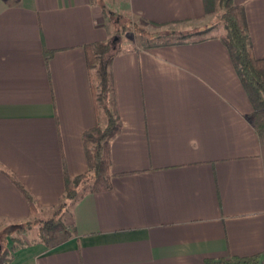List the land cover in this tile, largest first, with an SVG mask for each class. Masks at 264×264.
<instances>
[{
    "label": "crops",
    "instance_id": "crops-1",
    "mask_svg": "<svg viewBox=\"0 0 264 264\" xmlns=\"http://www.w3.org/2000/svg\"><path fill=\"white\" fill-rule=\"evenodd\" d=\"M234 2L245 9L254 55L264 58V0ZM113 3L142 25L203 26L207 35L120 45L111 62L121 122L110 142L111 188L72 204L62 218L68 236L27 242L9 264H206L261 255L264 137L219 39L223 24L213 23L203 0ZM113 25L91 0H0V230L51 214L64 200L65 173L86 172L82 136L98 114L84 45L116 48ZM99 119L103 127L105 115ZM5 172L28 189L36 214Z\"/></svg>",
    "mask_w": 264,
    "mask_h": 264
},
{
    "label": "trees",
    "instance_id": "trees-1",
    "mask_svg": "<svg viewBox=\"0 0 264 264\" xmlns=\"http://www.w3.org/2000/svg\"><path fill=\"white\" fill-rule=\"evenodd\" d=\"M91 1L94 2L95 0ZM203 3L205 13L216 14L218 20L223 23L225 32L219 36V39L226 47L234 70L252 105L253 112L250 115V123L264 137V58H257L253 53L245 9L242 5L236 4L234 0H203ZM151 24L163 26L167 23L151 22ZM136 30L145 34L140 27ZM178 41L183 42L179 37L176 38L173 33L168 32L161 37L158 35L147 38L142 42V47L169 45ZM119 50L120 48L113 49L109 42L97 41L84 45L86 65L90 72L93 103L98 114L95 125L85 131L82 136L87 170L84 174L73 179H70L65 173L64 200L53 211L51 217L40 221V232L63 230L65 236H68L69 233L66 232L62 218L72 204L88 193L111 188L110 142L121 129V122L114 111L111 62ZM101 113L106 118L103 127L100 125L99 119ZM5 173L26 198L30 214H36L38 204L28 189L14 175ZM29 223L30 220L26 221V224L29 225ZM10 240L12 242L10 249L6 247V249L0 250V264H9L12 260L13 251L26 244L18 235L11 237ZM261 258H264V251L261 255L249 257L228 256L206 259L205 263L258 264Z\"/></svg>",
    "mask_w": 264,
    "mask_h": 264
},
{
    "label": "rangeland",
    "instance_id": "rangeland-1",
    "mask_svg": "<svg viewBox=\"0 0 264 264\" xmlns=\"http://www.w3.org/2000/svg\"><path fill=\"white\" fill-rule=\"evenodd\" d=\"M95 3L99 4L100 6H103L105 9V14L107 21L111 24H114V35L113 38L118 37L117 41L114 42L115 47L117 44H119L116 48H119L120 45L123 43V46L125 47H137L142 46V42L145 41L147 38H151L154 36H158V34L164 35L165 33L170 32V29H176L175 35L176 38L179 37L180 40L183 41H195L198 40L204 36L207 35L206 30L203 28V26H191V25H176L170 27H150L142 25L139 22H136L134 19L133 21L131 18H127L126 16H122L121 14H118L117 12L112 11V6H114L113 2L115 0H95ZM213 23H219L223 24L220 20H218L217 15L214 14L212 17ZM131 22V23H128ZM138 27H144L141 28L144 30L145 34H141L137 32L136 28ZM202 31H204L202 33ZM182 37V38H180ZM178 40V39H177ZM114 48V49H116ZM56 209V208H55ZM54 209V210H55ZM51 214L47 213L39 217V215L35 218L30 219L29 225L26 224V222L16 225L14 227H2L0 230V250H3L6 247L10 249L11 247V241L9 240V237H14L15 235H18V237L23 241V243L27 242H33V241H44V242H54L56 239H58V236H55L54 233H59L60 236L64 234L63 230H56L51 232H40L39 226L40 221L47 219L51 217L53 211ZM62 233V234H61Z\"/></svg>",
    "mask_w": 264,
    "mask_h": 264
},
{
    "label": "built area",
    "instance_id": "built-area-1",
    "mask_svg": "<svg viewBox=\"0 0 264 264\" xmlns=\"http://www.w3.org/2000/svg\"><path fill=\"white\" fill-rule=\"evenodd\" d=\"M258 264H264V259L260 260Z\"/></svg>",
    "mask_w": 264,
    "mask_h": 264
}]
</instances>
